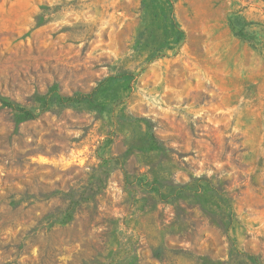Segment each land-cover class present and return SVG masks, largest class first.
I'll return each mask as SVG.
<instances>
[{"label":"rangeland","instance_id":"374dc122","mask_svg":"<svg viewBox=\"0 0 264 264\" xmlns=\"http://www.w3.org/2000/svg\"><path fill=\"white\" fill-rule=\"evenodd\" d=\"M0 264H264V0H0Z\"/></svg>","mask_w":264,"mask_h":264}]
</instances>
